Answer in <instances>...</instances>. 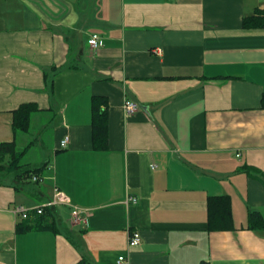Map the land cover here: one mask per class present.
I'll return each instance as SVG.
<instances>
[{"label": "crops", "instance_id": "obj_1", "mask_svg": "<svg viewBox=\"0 0 264 264\" xmlns=\"http://www.w3.org/2000/svg\"><path fill=\"white\" fill-rule=\"evenodd\" d=\"M256 8L264 0H0V143L26 149L25 167L46 164L0 174V264H264V230L244 228L248 212L264 217V29L241 26ZM125 100L140 109L125 115ZM26 103L38 111L14 133ZM55 189L71 204L43 209L57 232L16 234L26 219L13 208L46 206ZM216 195L230 197L235 230L207 231Z\"/></svg>", "mask_w": 264, "mask_h": 264}, {"label": "trees", "instance_id": "obj_2", "mask_svg": "<svg viewBox=\"0 0 264 264\" xmlns=\"http://www.w3.org/2000/svg\"><path fill=\"white\" fill-rule=\"evenodd\" d=\"M243 29H264V8H256L252 15L244 17L241 23ZM264 106V95L261 98ZM105 100L95 98L91 108L93 126V145L96 149H105L107 143V118L102 107ZM37 107L32 103L20 105L12 112V130L16 132H26L29 129L31 114L37 112ZM25 150L18 151L14 141L0 143V174L13 173L16 179L25 180L33 175H38L43 170L40 168H29L22 164ZM50 210L39 216L23 220L16 224L15 233L22 234L38 231L57 232L55 222ZM207 231L224 232L235 230L231 211L229 196L216 195L207 197ZM246 230H264V217L257 212H248Z\"/></svg>", "mask_w": 264, "mask_h": 264}, {"label": "built area", "instance_id": "obj_3", "mask_svg": "<svg viewBox=\"0 0 264 264\" xmlns=\"http://www.w3.org/2000/svg\"><path fill=\"white\" fill-rule=\"evenodd\" d=\"M88 44L92 49H96L99 46V42H98V36L97 35H92L91 38L88 40ZM156 53H160L159 50H155ZM140 109V107L138 106V104H136L135 102H132L130 100H125L123 103V110L125 112V115L130 116L132 114H134L135 112H137ZM67 138H64L61 142H60V147L63 149L67 146ZM34 180H36V178H34ZM132 201L135 202V199L133 198H129L127 200V202ZM46 206L43 207H35L31 208V209H24L21 206H15L13 208V213L15 215H18L21 219H27L29 218L32 214L34 215H39L43 212L44 208H48L50 206H56V205H68L70 206V201L69 198L66 196V194H64L63 192L59 191V190H54L53 196L51 198L50 201H48L46 204ZM72 222L74 224H78V223H82L83 222V218L81 216V211L78 208H73L72 210ZM141 243V238L139 233L137 232H130L128 235V247H136ZM119 261H123V257L119 258Z\"/></svg>", "mask_w": 264, "mask_h": 264}, {"label": "rangeland", "instance_id": "obj_4", "mask_svg": "<svg viewBox=\"0 0 264 264\" xmlns=\"http://www.w3.org/2000/svg\"><path fill=\"white\" fill-rule=\"evenodd\" d=\"M37 153L39 154L40 153V151L39 150H37ZM33 186H35V185H33ZM13 215V214H12ZM14 216V215H13Z\"/></svg>", "mask_w": 264, "mask_h": 264}]
</instances>
